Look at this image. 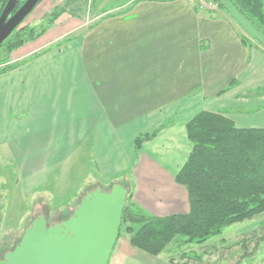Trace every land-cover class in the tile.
<instances>
[{"label": "crops", "instance_id": "0c3cea01", "mask_svg": "<svg viewBox=\"0 0 264 264\" xmlns=\"http://www.w3.org/2000/svg\"><path fill=\"white\" fill-rule=\"evenodd\" d=\"M99 17L90 27L50 28L11 53L15 67L0 74V157L15 165L22 193L56 210L61 166L88 143V191L127 185L146 214H185L175 176L192 149L186 124L206 111L264 129V48L250 38L243 45L226 12L186 0H139ZM154 131L135 152L136 137ZM162 254L133 248L124 232L107 264H170Z\"/></svg>", "mask_w": 264, "mask_h": 264}, {"label": "trees", "instance_id": "16d2710c", "mask_svg": "<svg viewBox=\"0 0 264 264\" xmlns=\"http://www.w3.org/2000/svg\"><path fill=\"white\" fill-rule=\"evenodd\" d=\"M211 1L224 11L216 0ZM229 1L264 34V0ZM5 3L6 0H0L1 6ZM54 19L55 13H51L47 24H51ZM44 31L29 26L15 30L0 45L7 56L0 59V67H3L0 68V74L15 67L13 64L4 67L12 51L38 39ZM240 40L243 45H249V39L240 37ZM185 129L192 149L176 174L175 182L186 190L187 213L165 217L148 215L132 200L130 187L121 185L127 193L120 233L123 231L128 234L129 244L133 248L151 256L164 253L174 241H178V247L203 245L221 236L224 228L264 214V129L237 128L228 118L206 111L195 115ZM156 135L157 131L139 134L134 141L135 152ZM112 185L100 188L107 191ZM42 215L47 226L69 218L57 219L56 222L51 220L52 223L46 219L48 213ZM181 258L198 259L195 255L188 256L185 253L181 254ZM168 262L180 264L171 257Z\"/></svg>", "mask_w": 264, "mask_h": 264}, {"label": "rangeland", "instance_id": "374dc122", "mask_svg": "<svg viewBox=\"0 0 264 264\" xmlns=\"http://www.w3.org/2000/svg\"><path fill=\"white\" fill-rule=\"evenodd\" d=\"M138 1L41 0L17 29L29 26L37 31L45 30V33L50 28L62 30L73 26L90 27L101 19L100 15L103 17L124 13ZM203 2V9L208 12L221 10L218 6L212 8L211 0ZM51 13H55V19L51 24H47ZM242 32L246 36L243 37L250 38L243 30ZM11 53L4 67L10 65L8 62ZM5 57L7 56L1 48L0 59ZM91 150L88 143L83 144L62 164L63 186L57 197L59 208L56 210L49 209L53 205H50V199L47 197L22 193L20 185L15 186V175H19L14 170L15 165L12 162L4 163L5 159L0 157V257L18 244L24 230L39 215L48 213L46 218L48 222L51 220L56 222L57 219L72 215L82 199L79 198L80 195L88 191V186L92 182L94 168L91 163L94 156ZM77 186L79 189L75 190ZM78 191L82 192L77 194ZM120 234L123 235L124 232L121 231ZM177 244L178 241L172 242L161 257L167 259L171 257L180 264H264V214L224 228L221 236L214 237L203 245L178 247ZM182 253L188 256L195 255L198 259H182Z\"/></svg>", "mask_w": 264, "mask_h": 264}, {"label": "water", "instance_id": "95a60500", "mask_svg": "<svg viewBox=\"0 0 264 264\" xmlns=\"http://www.w3.org/2000/svg\"><path fill=\"white\" fill-rule=\"evenodd\" d=\"M40 0H26L7 20L0 16V45L21 25ZM228 16L264 48V34L247 21L229 0H216ZM126 189L114 184L86 193L65 221L47 226L39 215L0 264H107L120 233Z\"/></svg>", "mask_w": 264, "mask_h": 264}, {"label": "flooded vegetation", "instance_id": "af4514ba", "mask_svg": "<svg viewBox=\"0 0 264 264\" xmlns=\"http://www.w3.org/2000/svg\"><path fill=\"white\" fill-rule=\"evenodd\" d=\"M25 1L26 0H6V3H5L4 6L0 5V16H1V14L3 12H5V14H6L5 20H7L9 17H11L21 7V5Z\"/></svg>", "mask_w": 264, "mask_h": 264}, {"label": "built area", "instance_id": "2783aa9c", "mask_svg": "<svg viewBox=\"0 0 264 264\" xmlns=\"http://www.w3.org/2000/svg\"><path fill=\"white\" fill-rule=\"evenodd\" d=\"M163 1H169V0H163ZM189 4H191V6H193V7H196L197 8V10H201V9H203V7H204V0H186ZM214 3V2H213ZM211 3L210 5H211V7L212 8H217V5H216V3Z\"/></svg>", "mask_w": 264, "mask_h": 264}]
</instances>
